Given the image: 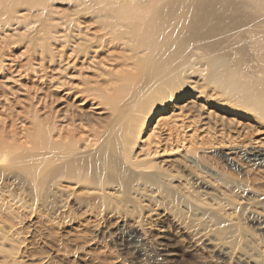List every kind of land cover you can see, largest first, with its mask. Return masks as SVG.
Instances as JSON below:
<instances>
[{
  "label": "rangeland",
  "instance_id": "374dc122",
  "mask_svg": "<svg viewBox=\"0 0 264 264\" xmlns=\"http://www.w3.org/2000/svg\"><path fill=\"white\" fill-rule=\"evenodd\" d=\"M27 3L0 15V145L12 146L11 154L22 152L30 147L27 136L44 128L50 148L68 128L67 138L58 140L95 149L92 136L71 133L59 109L67 115L75 110L83 125L103 131L109 120L97 114L111 111L96 100L101 90L131 127V141L122 146L139 165L134 169L160 173L176 187L161 194L136 183L130 200L113 185L117 195L102 199L59 181L45 201L34 196L32 185L13 180L15 169L1 168L8 173L0 172V264H264V167L238 153L264 148V123L241 117L235 106L222 104L219 111L212 99L211 106L198 101V110H181L173 101L153 106L136 127L130 119L137 114V104L129 102L133 83L110 91L131 66L111 49L100 55L110 54L103 63L75 52L100 35L90 14L80 11L89 6L74 0ZM249 40L242 41L243 52L252 55ZM231 53L240 55L233 48ZM210 110L206 123L198 115ZM222 116L230 122L224 128Z\"/></svg>",
  "mask_w": 264,
  "mask_h": 264
},
{
  "label": "bare ground",
  "instance_id": "6f19581e",
  "mask_svg": "<svg viewBox=\"0 0 264 264\" xmlns=\"http://www.w3.org/2000/svg\"><path fill=\"white\" fill-rule=\"evenodd\" d=\"M74 1L78 2L77 5L89 6L90 9L80 11L90 14L89 19L95 22L100 32L98 42L78 48L76 54L92 61L99 57L100 63H103L110 60V54L100 55L111 49L117 51V57L122 62L131 66V70L117 77L119 84L110 87V91L117 93L126 82L133 83L135 89L129 102L137 104V114L130 119L135 121L136 127L143 123L144 114L152 113L153 106L163 107L173 101L181 110H198L203 106L201 103L197 106L198 101L211 106L212 99L219 111H222V104L235 106L240 108L235 111L240 112L241 117L254 118L257 125L264 123V0ZM25 2L33 4V0H0V15H8L10 9H17ZM245 6L249 11L243 9ZM80 11L78 14H81ZM236 37L239 38L234 42ZM246 38L250 39L252 55L243 52L242 41ZM231 48L240 55H233ZM97 93L98 104L111 111L106 116H102L103 111L97 114L99 118L109 120L106 125L98 121L103 125V131L83 125L84 121H81L77 111L69 112L68 108L70 114L67 115L66 109H59L66 124L72 126L71 133L80 131V134L87 133V138L92 136L95 146L92 148L95 149L86 151L77 146L76 140H58L66 137L68 128L60 134L58 132V139L51 141L48 148L43 141L48 133H44V128L37 129L27 136L26 143H30V147L22 152L11 154L12 146L0 145V172L8 173L1 168L15 169L10 171L13 180L32 185L34 196L45 201L54 194L51 185L59 181L73 184V188L82 186L90 195L102 199L117 195L111 189L113 185L129 197L133 185L141 182L161 194L173 193L176 184L166 181L160 173L134 169L139 165L130 161V151L122 146L123 140L131 141L127 135L131 127L126 121H121L120 113L115 112V104L105 97L106 92L99 90ZM184 95L190 96L189 99L178 103ZM80 96L83 97L82 92ZM98 106L96 103L93 108ZM212 112L210 110L205 116L202 113L198 116H203L207 123ZM219 121L222 128L230 125L224 116ZM238 153L245 160L264 167V148H242ZM3 160L10 162L5 164Z\"/></svg>",
  "mask_w": 264,
  "mask_h": 264
}]
</instances>
